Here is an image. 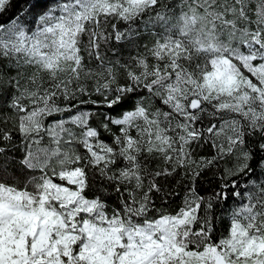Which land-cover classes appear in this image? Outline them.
Wrapping results in <instances>:
<instances>
[{
  "label": "trees",
  "instance_id": "16d2710c",
  "mask_svg": "<svg viewBox=\"0 0 264 264\" xmlns=\"http://www.w3.org/2000/svg\"><path fill=\"white\" fill-rule=\"evenodd\" d=\"M74 1L0 0V186L42 193L52 125L70 133L82 198L124 226L192 211L179 238L202 252L238 212L264 215V120L200 94L214 58L256 81L244 59L247 44L264 53V0L109 6L79 20L75 63L45 66L30 47L36 21Z\"/></svg>",
  "mask_w": 264,
  "mask_h": 264
},
{
  "label": "rangeland",
  "instance_id": "374dc122",
  "mask_svg": "<svg viewBox=\"0 0 264 264\" xmlns=\"http://www.w3.org/2000/svg\"><path fill=\"white\" fill-rule=\"evenodd\" d=\"M150 1L82 0L57 6L36 21L30 47L45 66H71L76 61L72 37L82 16L109 6ZM246 46L244 66L256 81L238 75L228 58H214L200 94L226 100L244 117L264 120V53L254 45ZM253 60L257 64L251 67ZM130 115L114 121L124 124ZM49 128L54 147L51 158L41 165L42 193L34 198L0 186V264H264V215L250 208L237 213L221 244L202 252L188 251L179 238L194 219L192 211L142 227L124 226L104 215L98 203L81 196L83 179L68 161L72 158L69 131ZM93 135L87 129L84 143L95 153L88 138ZM53 177L72 187L57 184Z\"/></svg>",
  "mask_w": 264,
  "mask_h": 264
},
{
  "label": "bare ground",
  "instance_id": "6f19581e",
  "mask_svg": "<svg viewBox=\"0 0 264 264\" xmlns=\"http://www.w3.org/2000/svg\"><path fill=\"white\" fill-rule=\"evenodd\" d=\"M207 2H208V1H207ZM225 12H226V11H225ZM220 17H221V16H220ZM226 19H227V18H226ZM218 21H219V20H218ZM223 25H224V24H222V27H223ZM218 26H220V25H218ZM222 29H223V28H222ZM222 33H224V32H222ZM222 33H221V34H222ZM224 34H225V33H224ZM222 37H223V36H222ZM97 80H98V78H97ZM133 88H134V87H133ZM119 93H120V92H119ZM127 94H128V93H127ZM127 94H126V95H127ZM124 95H125V94H124Z\"/></svg>",
  "mask_w": 264,
  "mask_h": 264
}]
</instances>
